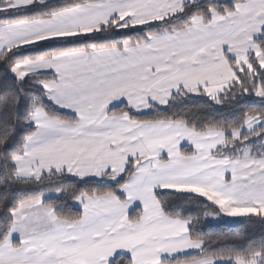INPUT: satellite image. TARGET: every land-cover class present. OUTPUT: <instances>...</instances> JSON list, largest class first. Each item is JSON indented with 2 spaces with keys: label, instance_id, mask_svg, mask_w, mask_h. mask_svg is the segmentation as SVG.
I'll list each match as a JSON object with an SVG mask.
<instances>
[{
  "label": "snow or ice",
  "instance_id": "1",
  "mask_svg": "<svg viewBox=\"0 0 264 264\" xmlns=\"http://www.w3.org/2000/svg\"><path fill=\"white\" fill-rule=\"evenodd\" d=\"M0 264H264V0H0Z\"/></svg>",
  "mask_w": 264,
  "mask_h": 264
}]
</instances>
